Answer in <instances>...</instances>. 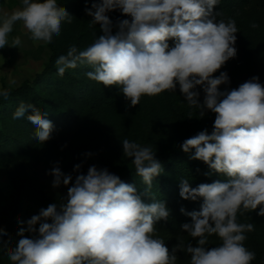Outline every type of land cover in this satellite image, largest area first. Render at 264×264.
<instances>
[{"label":"clouds","instance_id":"1","mask_svg":"<svg viewBox=\"0 0 264 264\" xmlns=\"http://www.w3.org/2000/svg\"><path fill=\"white\" fill-rule=\"evenodd\" d=\"M218 3L94 0L89 8L86 0L85 12L101 34L83 50L69 46L56 60L60 76L87 63L92 70L85 75L103 86L115 85L129 106L139 104L144 95L175 92L178 85L200 117L206 111L215 114L210 133L202 130L179 145L191 153L189 159L207 165L206 176L215 172L227 178L196 187L180 179L182 199L202 200L199 210L180 208L191 218L180 225L181 231L192 239L178 240L170 251L155 235L157 222L168 221L171 215L166 202L151 198L145 203L135 183L123 182L107 168L92 165L86 174L74 177L54 166L47 173L53 177L51 186H67V193L29 219L18 220L20 238L15 243L0 232V251L11 264H177V252L188 254L189 264H251L255 259V252L244 244L246 234L255 230L254 223L238 222L237 217L253 211L264 217V85L253 76L236 88L220 90L230 83L228 74L214 77L213 73L235 58L239 29L234 19H217ZM20 4L11 13L0 14V49L9 46V35L19 21L33 44L50 45L62 24L74 17L58 8L56 0H20ZM113 10L128 18L113 22L108 15ZM21 44L16 36L9 47ZM198 87L204 94L202 102ZM8 95L0 89V97ZM48 115L22 106L14 121H27L36 129L35 141L43 144L54 131ZM121 144L148 194L154 178L163 172L161 162L150 146L128 139ZM80 168L81 164L74 165L73 172ZM213 235L220 243L209 247Z\"/></svg>","mask_w":264,"mask_h":264},{"label":"trees","instance_id":"2","mask_svg":"<svg viewBox=\"0 0 264 264\" xmlns=\"http://www.w3.org/2000/svg\"><path fill=\"white\" fill-rule=\"evenodd\" d=\"M42 2L45 0H37V3ZM56 2L58 8L74 17L71 23L62 24L60 35L54 37L50 45L28 52L32 59L42 60L41 71L18 85L1 81L0 89L9 95L7 99L0 97V232L6 233L15 243L20 238L16 235L20 227L18 220L29 219L67 193V186L55 189L51 186L53 177L47 173L54 166L75 177L86 174L87 169L95 165L107 168L125 183H135L145 203H150L151 198L164 200L171 215L168 221L157 222L155 235L164 240L170 251L180 239L187 243L192 238L181 231L180 225L190 222L191 218L182 214L180 208L199 210L202 200L182 199L180 179H188L190 186L196 187L227 178L215 172L206 176L204 173L210 171L207 165L189 159L191 153L183 152L179 145L202 130L210 133L215 114L206 111L200 117L198 110L184 100L178 85L175 92L144 95L139 104L129 106L130 102L115 85L103 86L85 75L92 70L87 63L66 70L63 76L58 75L57 58L66 54L73 44L83 50L101 32L99 25L91 23L92 17L85 12L86 0ZM93 2L87 0V7ZM214 11L218 20L234 19L239 29L235 34V58L213 73L214 77L220 72L228 74L230 83L219 86L220 90L236 88L253 76L264 85V0H219ZM108 15L113 22L128 18L118 10ZM253 24L256 27H252ZM169 43L171 45L172 41ZM197 90L202 102L204 94L199 87ZM22 106L49 113L48 119L54 124L50 140L43 144L36 142V129L27 121H14ZM123 139L150 146L162 164L163 172L154 178L148 194H145L146 185L137 175L131 158L123 155ZM86 153L91 155L86 156ZM76 164H81L79 173L73 172ZM237 219L242 223H254L255 230L246 234L244 244L256 254L251 264H264V217L253 211L238 214ZM192 242L195 244L194 240ZM209 242V247H215L220 240L213 235ZM177 256V264H189L188 254L177 252ZM0 264H11L2 251Z\"/></svg>","mask_w":264,"mask_h":264},{"label":"rangeland","instance_id":"3","mask_svg":"<svg viewBox=\"0 0 264 264\" xmlns=\"http://www.w3.org/2000/svg\"><path fill=\"white\" fill-rule=\"evenodd\" d=\"M18 7H21L20 0H1L0 14L11 13ZM16 36L21 38L22 44L18 48L9 47ZM9 46L0 49V87L2 80L9 85H18L25 79L31 80L42 69V60L32 59L28 52L44 44L31 42L30 34L22 21L14 25L9 35ZM12 80H15V84L11 83Z\"/></svg>","mask_w":264,"mask_h":264}]
</instances>
